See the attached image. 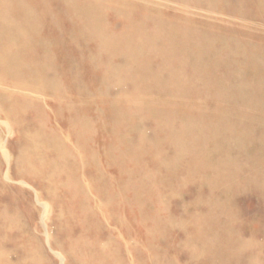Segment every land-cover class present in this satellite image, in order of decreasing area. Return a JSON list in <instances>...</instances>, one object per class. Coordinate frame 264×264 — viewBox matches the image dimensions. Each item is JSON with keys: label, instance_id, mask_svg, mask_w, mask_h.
<instances>
[{"label": "bare ground", "instance_id": "bare-ground-1", "mask_svg": "<svg viewBox=\"0 0 264 264\" xmlns=\"http://www.w3.org/2000/svg\"><path fill=\"white\" fill-rule=\"evenodd\" d=\"M35 1L36 0H0V125L3 127V129H6L10 134H12V142H13L12 147H14L13 152L9 149H6L5 144L3 143L4 141L0 139V264H49L48 262L49 260L46 255L47 251L46 249H44L45 246L42 245L41 243L42 241L39 238L42 237L39 235L40 233L45 234L44 241L46 247L55 257L59 259L58 261H60V264H63L62 256L58 252L53 251L47 233L45 232L49 224L53 225V227L56 228L59 233H61L60 236L64 238L61 240L54 238L53 247H56V249L62 248V250L65 252V254L69 259V264H108V262L110 261L109 257L110 258L113 257L115 259L112 260L111 264H138V262L141 263L144 261L145 262L147 261V263L150 264H155L153 252L147 246H143L138 242L137 235L129 236V237H136L135 256L134 253L133 255L131 254L130 247L126 242V238L124 237V233L126 232V224H127L125 213L127 212V210L128 212L132 213L130 217V221L134 225L138 226L139 223H142L141 216L137 211L139 202H137L135 195H139V193L145 189V184L144 183L141 184V182L143 181L142 179H144L142 176H144L145 174L144 175L141 174L139 180L137 179L139 175L133 177L132 173L128 174V176L134 178L132 179L134 181L132 185L134 186H129L131 188H134L132 190L134 196L132 197L128 196L127 186L125 184V181L123 180L126 176L125 172L121 166L117 165V163H116L118 167L117 170L119 169V171L117 172L115 181H113L110 178L108 170L111 159L114 158L115 160L118 159L122 160L120 158L124 153L123 151H125L126 147L129 146V144H126L124 141L116 142V140L113 144H111L112 134H111L110 126H114L117 122L110 123V120L109 123L106 122V120L104 122L103 114L101 112H97L98 111L97 107H101V110L105 111L106 115H108L110 118L116 117L119 118V120L128 115L131 116L134 114L137 115L146 111L148 114L150 113L152 115L161 114L164 117L168 118L169 121L171 122L173 121L174 123H177V125L175 126H172L170 125V123L169 124L167 123L165 124L166 126L164 125L162 128L164 129V131L168 132V135L172 141L171 147L173 146L174 148L175 154L173 160L175 164L182 163V161H184V158L188 156L187 154L189 155L193 154L192 159H194L193 156H195V159L192 166H195L197 170L198 168H200L203 169L204 171L205 170L212 171L211 173H213L214 177L217 179V180L215 179L216 182H214V184L217 183L218 188L219 187L223 188L224 193L226 194H228V192L232 193L238 189V181H237L238 173L240 169L243 168V166L242 167L239 166L240 162L238 163L235 159H232L235 156L234 157L231 156L233 152L230 153L228 151L230 149L221 150L220 156L218 157V159L215 158L216 159L215 161L211 160L206 155L207 154L206 150L208 148V147L206 148L207 143H210L211 141H215L217 139L219 142L220 134L221 133L224 134L223 131L227 130L225 129V127L227 126L226 122L228 121L226 120H228V118L226 116L227 119L225 120L226 122H224V118H223L224 115L223 117L221 116L222 109H219V106L221 104L219 106L213 105L212 106L214 107L213 110L209 113L208 112L206 113L203 111V109H205L206 107L202 108L203 107L201 105L202 103L201 104L198 103L200 100H198V102L195 101L197 103H190L191 101L189 102L188 99L190 92L188 89L191 88L186 87L187 78H185L182 73H184L187 69L191 70L193 67H195L192 70L194 71L197 70L199 71L200 74H202L201 73L202 70H200L199 68V66H201L199 65L201 64L199 59L203 58V54L201 52L214 51L210 53L216 54L217 52L218 54V51L216 50L225 52L233 49H240L239 42L238 40L234 41L235 39L234 40L232 39V41L229 44H226V42L222 43V38H221L222 36H221L217 38V40H219L218 43L216 42L218 44L217 45L214 42L216 41V39L210 33L206 32L205 31L206 29H204V31H202L203 28L201 29V31L197 30L198 27L197 29H195L196 24L192 20L191 16L182 15L181 17V14L179 12L174 11L169 17H166L162 13V11L164 10H161L159 6L153 8L140 6L137 4L138 0H61L65 5L63 6V10H61V12L58 14L54 13L49 9L51 0H37V2ZM142 1L157 2L158 4H169L174 2V4L176 3V5L179 4L180 6L181 4L185 6V4L188 3V5L192 4V6L196 5L197 8L195 7L196 8L195 10L199 9V11L204 10L206 13H216L215 8H212L211 6H210L211 8H206L205 5L202 4V2L200 3V1L203 0H142ZM209 4L211 3L209 2ZM135 12L140 13V17L136 21L130 20L129 16ZM122 16L124 17L128 16L129 18L126 19V28L123 31L116 33L114 27L115 25L113 26L111 24L112 20L110 19H118L119 17ZM229 16L228 18H230ZM60 19H66V21H68L70 25L69 32L67 31L64 35H61L62 25L59 24ZM248 19L249 18L247 16V22ZM194 20H196V18H194ZM69 25H67L66 27H68ZM146 25L152 26L149 32L145 31L144 29ZM47 30H49L48 34H51V36H48ZM83 38L92 39L95 43L92 50L97 53L96 55L97 59L91 56H89L88 58V61H90L92 65H95L100 60V59L98 60L100 54H104L103 57L108 59L115 57L114 55L109 53H119V52L128 53V54H132V53L145 54L151 52L157 53V55L161 57L160 59L161 61L159 62L158 68L159 70L165 72L164 76L163 77L161 76L163 79L162 78L159 79L153 74L152 70H154V72H157L158 70L156 71L155 70L156 68L151 69L152 67L150 68L149 66L150 62L149 61L146 62L144 57L142 56L143 59H140V62H138L139 60L136 59V57H133L132 60L130 59L127 60V63L131 65V67H129L130 71H127L125 68L122 69L118 68L119 70H116L113 67L111 68V63H109L110 66H107L105 63L101 64L100 69H101L102 78L101 81H99V84H97L95 87H91L87 84H84L78 70L79 60L82 59V55H83L82 53H84L83 50L82 49H81L82 51L75 50L73 53H60V49L67 48L69 46H73L74 48L78 49V47H81L82 44H85L80 40ZM257 38L259 39V37ZM250 49L252 50L254 48L250 47ZM192 50L194 52L200 51V53L199 52L190 53L189 56L193 59V61L191 62V64H189V67L186 65L189 62L185 61L184 58L179 61H176L178 57H180L183 54H186L182 52H189V51L192 52ZM230 52L232 53V51ZM179 53L181 54L178 55ZM261 54L264 55V53H259L258 51H256L255 53L253 52V50L247 54V56H249L248 60L249 62L252 63V66L257 68H261L263 66L264 61L260 59L262 57ZM150 56L152 55L150 54ZM219 56L223 57L225 56V53H220ZM123 57L125 58V56ZM235 57L237 56L235 55ZM187 58L189 59V57ZM231 58L232 57H230V59ZM226 59H224V61ZM216 62L217 61H215V63ZM218 63H221L222 65V62L218 61ZM233 63L234 61L232 62V64ZM185 65L187 66V68H185ZM190 65H192L193 67L191 68ZM213 65L215 64L212 63V65H210L211 67H213L212 71L215 68ZM224 65L226 64L224 63ZM232 66H234V64ZM206 68L209 69L208 66ZM219 68H221V66H219ZM215 71L217 70H214V73ZM237 71H239V69ZM228 72L229 73L227 74H230V71ZM247 72L248 71H246V73ZM261 72L262 71L259 69L255 70V73L258 77L256 79L255 77L256 75L253 73L252 79L254 80L256 79V80L255 82L251 80L252 84L255 83L256 85L259 86L264 84V73ZM186 73L187 72H185V74ZM237 74H239V72ZM130 75L134 77H130ZM196 75H198V73ZM206 75L207 74H205V76ZM197 77H199V75ZM228 77L229 76H227V79ZM201 78L199 83H201L202 81V85L205 84V82H207L206 81L207 79H210V77L206 78L205 82L203 83V80H201ZM160 80L169 82V84L165 86L163 85L164 81L161 83ZM123 83H127L130 86L128 90L126 91L121 90ZM105 84L108 87H106ZM110 85L117 87L116 92L112 94L111 98H107L104 100L102 98L100 99L94 97L91 98V95L94 94L95 92H99V94L97 95L107 96L108 93L107 89L110 87ZM155 85L157 86L156 88H158L159 91L163 92L164 94H169L172 100L163 101V100H158V98L155 99L154 97ZM243 88H244L243 83L238 81L235 82V84L232 85L231 87L233 92L231 93L230 96H234L235 94L241 95ZM221 89L224 90V88ZM245 89L244 91L246 90L248 91V89L246 90ZM226 90L229 91L228 89ZM250 90L248 92H250ZM247 91L245 92V95L246 93L248 94ZM257 91L258 90H256V92ZM212 92L214 93V91ZM257 94L260 93L257 92ZM161 96L163 95L161 94ZM223 97L226 98L228 96H222V98ZM251 97L252 96H250V99L251 101H253ZM236 99H233L232 101ZM210 100L212 99L210 98ZM222 101L223 100H220L221 103ZM224 101L223 103L228 102L229 104V101H231V99L229 101L226 100V102ZM251 101L249 102L251 103ZM231 103L232 102H230V104ZM241 104H242V100L239 105ZM232 106L233 105H231V107ZM237 106L238 105H236V107ZM254 107L257 108L256 106ZM228 111L226 109L227 114L229 113ZM233 112L234 110L232 111V114ZM223 113L225 112L223 111ZM238 115L242 116V114L239 112ZM245 118H247V116ZM257 123L260 122L257 121ZM240 126L241 125H239V128ZM159 127H162V125L159 124ZM249 127L246 129L247 131ZM256 128L253 127V131L254 129L256 130ZM117 131L119 132L120 135H122L124 131V126L120 124L117 127ZM240 131H241V135H243L242 130ZM252 132H250V134ZM260 133H262V130L260 131ZM120 135H117V137ZM206 135H208L207 141H206ZM223 138L224 137L222 135L221 140H226ZM256 141L257 140L251 143H254ZM257 143L256 145L258 146ZM217 144L219 146V143ZM212 146L211 148H213ZM223 146H225V144ZM238 146L239 148H241L240 145ZM166 147L168 148V146ZM226 148L227 147H225V149ZM218 149H220V147ZM218 149L215 150L218 151ZM240 150H238L239 153ZM211 152L213 154L214 151H212L211 149ZM241 154H242L241 157H243L244 154L243 153ZM246 154L248 155L250 153H246ZM167 178L168 176L166 177V179ZM140 180L142 181L140 182ZM26 181L34 183L37 187H39L49 202L45 203L40 201L39 196L32 189L33 187L32 188L29 187L28 186L29 184L27 185ZM135 182L137 184H135ZM192 183L190 185H192ZM156 184H158V182ZM206 184L208 185V183ZM167 187L170 188V186ZM252 187H254V185H252ZM263 187L264 186H262L261 189ZM246 189L248 188L246 187ZM196 191L199 190H195V192ZM211 192H213V190ZM163 198L164 197H162V199ZM159 206L161 205L159 204ZM164 211H167V209ZM238 211L240 210L238 209ZM210 215L213 214L210 213ZM47 216L51 218L50 220L51 223H47V224L45 223ZM225 220L227 219L225 218ZM195 221H192V223ZM209 221L211 220L209 219ZM206 222L208 223L207 220ZM168 223L170 224L171 222ZM211 224H213V222L210 223V225ZM189 225L187 226L189 227ZM191 229H193V225ZM194 229H196V227ZM216 231H220V230H216ZM202 232L207 234L205 231ZM201 234L204 235L203 233ZM223 239L224 238H222L221 240ZM225 240L224 242L226 243ZM173 242H175V240ZM240 246H241L240 248H242L243 245L241 244ZM191 247L192 246L190 244V248ZM180 248L182 247L180 246ZM171 249L169 250L170 252ZM242 252L243 250L240 251V253ZM245 252L247 255V251ZM137 253L139 255H137ZM213 253H214V249H213ZM213 253L210 252V254ZM187 256L189 255L186 254V258ZM253 256H255V254ZM239 257L241 258V256ZM249 260L250 259H248V261ZM186 261H188V259ZM168 262L170 261L168 260Z\"/></svg>", "mask_w": 264, "mask_h": 264}, {"label": "rangeland", "instance_id": "rangeland-1", "mask_svg": "<svg viewBox=\"0 0 264 264\" xmlns=\"http://www.w3.org/2000/svg\"><path fill=\"white\" fill-rule=\"evenodd\" d=\"M254 1L255 0H244V1L243 0H211V1L210 0L209 1L208 0H203V1H200V3L202 2V4H204L206 8H211V7L215 8L216 9V13H206L204 10H202L204 12L199 11V9L195 10L197 8L196 5L192 6V4H189L190 5L189 6L188 3L185 4V6H183L182 4L180 6L179 4H177V5H176V3L174 4V2L169 3V4H158L157 2H149V1H142V0L141 1H139V0L137 1L138 5L146 6L148 8L149 7L153 8V7L159 6V8L161 10H164V11H162V13L166 17H169L174 11L179 12L181 14V17H182V15L183 16H185V15L191 16L192 20L196 24L195 25V29H197V27H198L197 30H199V31H201L202 28H203L202 31H204V29H206L205 31L210 33L216 39V41H214L215 39L213 40L215 43L216 42L218 43L219 40H217V38L221 37V36H222L221 37L222 38V43L226 42V44H229L232 41V39L233 40L235 39L234 41L238 40L239 45H240V49H233V50H229V51H225V52L224 51H220V50H216V51H218V54L215 51L216 52V54L214 53L215 55L210 53V52H214V51H210V52L209 51H203V52H201L203 54V58L199 59V61L201 63V64H199V65H201V66H199V68H200V70H202V72L201 71L200 72L203 75L200 74L199 71H197V70L196 71L192 70L193 68H195L192 65H190L191 68L193 67L192 69L190 68L191 70L187 69L185 71L187 73L185 74V72H184L182 74H183V76L185 78H187L186 79V87L187 88H189V87L191 88V89H188L189 92H190V94L188 96L189 102L191 101L190 103H197L198 100H200L198 103L199 104L202 103L201 104L203 106L202 108L206 107L205 109H203V111L206 112V113L207 112L209 113V112H211L213 110V108H214V107H212L213 105H218L219 106L221 104L224 107V105L226 104L225 107H224L225 109L221 105H220L221 108L219 106V109H222V113H221L222 115L221 116L223 117V115H224V117H223L224 118V122L228 121V122H226L227 126L225 127V129H227V130L223 131L224 134L223 133L220 134L219 142H218V139H217L215 141H211L210 143H207L206 148L207 147L208 148L206 150V152H207L206 155L211 160L215 161L220 156V151L221 150L230 149L231 151L230 150H228V151L230 153H232V152L234 153V154L232 153L233 155L231 154V156L232 157L235 156L232 159H235L238 163L240 162L239 166H241V167L243 166V168L240 169V171L238 173V180H237L238 181V189L236 191L232 192V193L228 192V194H226V193H224L223 188H220V187L218 188L217 183L214 184V182H216L217 179L214 177L213 173H211L212 171H210V170H205L204 171L203 169H200V168H198V170H197L195 168V166H192L193 163H194V159H195V156H193L194 159H192V155L193 154L192 155L187 154L188 156H186L184 158V161H182L183 164L182 163L175 164V162L173 160L174 154H175L174 153V148H173V146L171 147L172 141H171V139H170V137L168 135V132L164 131V129H162V128L167 123L168 124L170 123V125H172V126L177 125V123H174L173 121L172 122L169 121L168 118L164 117L161 114L160 115H157V114L156 115H152L150 113L148 114L146 111L141 113V114H137V115L134 114L135 116L134 115H132V116L128 115V116H126V117H124V118L119 120V118H116V117L110 118L108 115H106L105 111L101 110V107H97V109H98L97 112H101L103 114L104 122H105V120L108 123H109V120H110V123H112V122L116 123L117 122L114 126H110L111 127V134H112V136H111V144H113L115 142V140H116V142L124 141L126 144H129V146L126 147L125 151H123L124 153L122 154V156L120 158L122 160H119V159L115 160L114 158L111 159V161L109 163V170H108L110 178L113 181H115V178L117 176V172L119 171V169L117 170V168H118L117 165L121 166L123 168L124 172H125V175L127 176V177L125 176V178L123 180L125 181V184L127 186L128 196L132 197V196H134L133 193H132L133 192L132 190L134 188H131L129 186H134V185H132V183H134V181L132 180V179H134L133 177H135L136 175L137 176L139 175L138 178H137L139 180L140 179V175L141 174L142 175L145 174L144 175L145 177L142 176L144 179L141 178L143 181L140 180V182L142 181L141 184H143V183L145 184V189L142 190V192H140L139 195H135V197L137 199V202H139V206H138L137 211L139 212V214L141 216L142 223H139L138 226L134 225L130 221V217H131L132 213L128 212V210L125 213V217L127 219V224H126V232L124 233V237L126 238V242L128 243V245L130 247L131 254L133 255V253H134V256H135V248H136V245H135V238L136 237H129L130 235H137L138 236V242L141 245H143V246H147L153 252L154 259H155V264H183V263L187 264L188 262H189L188 264H198V263L199 264H203V263L204 264H207V263L208 264H233V263H235V264H241V263L242 264H263V262H264V239H263V237H264V229H262V228H264V191H263L264 187L261 189V187L264 186V135H263V132H264V104H263L264 103V90H263L264 89V84L259 86V85H256L255 83H254L255 85L251 83L252 81L255 82V80L258 77L256 75V73H255L256 69H259V70H261L264 73V68H263L264 67V62H263V66L261 68L254 67V66H252V63L249 62V60H248L249 56H247V54L250 51H252V50L255 53H256V51H258L259 53H264V22H263L264 21V17H263L264 16V0H256L255 1L256 3ZM35 2H37V0ZM209 2L211 4H209ZM250 3H251V5H250ZM239 4H241V5H239ZM64 5L65 4H63V2L61 0H51V3L49 5V9L51 11H53L54 13L58 14V13L61 12V10H63V6ZM252 6H253V8H252ZM236 8H238V9H236ZM247 9H248V11H247ZM252 12H253V14H252ZM207 14L208 15L211 14V15L208 16ZM229 14H230V16H229ZM228 16L230 18H228ZM247 16H248L249 19H252V20L248 19V22H247ZM252 16H255V17H252ZM139 17H140V13H136V12L129 16L130 20H133V21H136ZM129 18H128V16H126V17L122 16V17H119L118 19H110V20H112L111 24L113 26L115 25L114 27H115L116 33H119V32L123 31L126 28V19H129ZM194 18H196V20H194ZM207 19H209V20H207ZM59 21H60L59 24L62 25V34L61 35H64L67 31L69 32V29H70L69 22L66 21V19H60ZM261 21L263 22V24H262ZM207 22H209V23H207ZM220 24H221V26H220ZM67 25H69V26L66 27ZM254 25H256V26H254ZM148 26L149 25H146L144 27V29H145V31L149 32L151 30L152 26H149V27ZM243 31H245V32H243ZM48 33H49V30H47V34ZM260 34H261V36H260ZM255 35H258V36H255ZM48 36H51V34H48ZM257 37H259V39ZM84 39L85 38L80 39L81 42H83L85 44H82V46L80 45L81 47H78V49L74 48L73 46H69L67 48L60 49V53H73L75 50H78V51H82L83 50L84 53H82L83 54L82 55V59H84V60H82V59L79 60L78 70H79L80 77H81V79H82L84 84H87V85H89L91 87H95L97 84H99V81H101V78H102L101 77L100 65L104 64V63L107 66H110L109 63H111V68L113 67L116 70L125 68L127 71H130L129 67H131V65L129 63H127V60L128 59L132 60L133 57H136V59L139 60L138 62H140V59H143V57H144L146 62H148V61L150 62L149 66H150V68L152 67L151 69L156 68L155 70L156 71L158 70L157 71L158 73L154 72V70H152L153 74L157 78L160 79V78H162L164 76L165 72L159 70V68H158L159 62L161 61L160 60L161 57L159 55H157V53H152V52L151 53H145L147 56L144 53H142V54L141 53L128 54V53H121V52H119V53H109V54L114 55L115 57L108 58V59L103 57L104 54H100L99 58H98V60L99 59L100 60L95 65H92L90 63V61H88V58H89V56H91V57H95L97 59V57H96L97 53L92 50L95 43H94V41L92 39H85V40ZM250 47H252V48H254L256 50H254V49L251 50ZM230 51H232V53ZM193 52H194L193 50H192V52L191 51L182 52V53H186V54L189 53V54L181 55L182 57L181 56L178 57L176 59V61H179V60L184 58L185 61L189 62V63L186 64L189 67V64H191V62L193 61V59L189 55H190V53H193ZM198 52L200 53V51H195L194 53H198ZM220 53H225V56H223V57L219 56ZM150 54L152 56H150ZM180 54L181 53H179L178 55H180ZM184 55L189 57L190 61ZM206 55H208V56H206ZM235 55L237 57H235ZM123 56H125V58ZM228 56H229V58H228ZM261 56L262 57L260 59H262L264 61V55L261 54ZM154 57H155V59H154ZM230 57H232V58L230 59ZM153 59H154V61H153ZM213 59H214V62H213ZM224 59H226V60L224 61ZM215 61H217V62L215 63ZM218 61L222 62V65H221V63H218ZM233 61H234V63H233L234 66L236 65L235 68H234V66H232L233 65L232 64ZM212 63L215 64V65H213L215 68L217 67L216 69L214 68V70H217V71H215V73H214V70L212 71L213 67L210 66V65H212ZM224 63L228 67L226 65H224ZM217 64H220V65H217ZM121 65H123V66H121ZM186 65H185V68H187ZM206 65L208 66L209 69L206 68L207 67ZM219 66H221V68H219ZM90 67H91V69H90ZM210 67H211V70H210ZM203 68H204V70L206 69L207 71L206 70L204 71ZM231 68H233V69H231ZM237 68L239 69V71H237L238 70ZM227 70L230 71V74H227V73H229ZM234 70H235V73H234ZM203 71L205 72V74H207L206 76H205ZM246 71H248L247 72L248 74H250L251 72L252 73L250 75H248L246 73ZM231 72H233V73H231ZM238 72H239V74H237ZM197 73H198L199 77H197L198 76V75H196ZM253 73L256 75V76L254 75L256 77L255 80L252 79L253 78ZM243 74H244V76H243ZM235 75H236V77H235ZM227 76H229L228 79H227ZM130 77H134V76L130 75ZM209 77H210V79L206 80V78H209ZM222 77H224V78H222ZM243 77H244V79H243ZM200 78H201V80H203V83L205 82V80L207 81V82H205L206 85L205 84L202 85V81H201V83H199L200 82ZM229 78L232 79V80H230ZM212 79L215 80V81H213ZM163 81L160 80L161 83ZM225 81H226V83H225ZM237 81L243 83V85H244L242 93H241V95L235 94L234 96H230L231 93L233 92L231 87ZM163 83H164L163 85H165V86H167L169 84V82H166V81H164ZM207 83H208V86H207ZM214 83H216L217 85L214 84ZM228 83L231 84V87H230V84H228ZM105 85H104V87H105ZM220 85H221V87H220ZM258 86H259V88H258ZM106 87H108V86L106 85ZM129 87L130 86L127 83H123L122 87H121V90L126 91V90H128ZM156 87L157 86L155 85V92H154L155 99L158 98V100H163V101L172 100V98L169 96V94H164L163 92L159 91V89L156 88ZM225 87L229 91H227L225 89ZM260 87L263 88V89H261ZM221 88H224V90H222ZM245 88L246 89L249 88L248 91L251 89L250 92H248ZM116 89H117L116 86H111L110 85V87L107 89L108 90L107 96H105V95L100 96V95H97V94H99V92H95L94 94H92L93 96L91 95V98H93V97L94 98H98V99L102 98L103 100L107 99V98H111L112 94H114L116 92ZM203 89H205V90H203ZM244 89L248 92V94L246 93V95H245L246 91H244ZM255 89L258 90L257 92L260 93L261 95L257 94ZM211 90L214 91V93ZM221 90H222V92H221ZM217 92H219V93H217ZM204 93H206V94H204ZM161 94L163 96H161ZM202 94H204L205 96L202 95ZM242 94H244V95H242ZM195 95H197V96H195ZM222 96H228V97H226L227 98L226 99L225 97L222 98ZM250 96H252L251 98H252L253 101H251ZM210 98L212 100H210ZM232 98L233 99L237 98V99L232 101L233 100ZM256 98L259 99L260 101L257 100ZM204 99L207 100V101H205ZM218 99L223 100V101L225 99L224 102H226V100L229 101L230 99H231V101H229V104H228V102L227 103H223V101L221 103L220 100H218ZM240 99L242 100V104H241L242 106L239 105L241 103ZM248 100L251 101V103ZM254 100H256V101H254ZM195 101H197V102H195ZM239 101H240V103H239ZM230 102H232V103L230 104ZM251 104H253V105H251ZM231 105H233V106L231 107ZM236 105H238L239 108H238V106L236 107ZM226 106H227V108H226ZM254 106H256L257 108H255ZM226 109H227V111L229 110L228 111L229 115L227 114ZM99 110H101V111H99ZM231 110L232 111L234 110L235 113L233 112V114H232ZM238 110H241V111H238ZM223 111L225 113H223ZM238 112L241 113L242 116H239ZM251 113H253V114H251ZM243 115H245V116H243ZM226 116H227L228 120H226L227 119ZM246 116H247V118H245ZM262 116H263V118H262ZM142 117H143V119H142ZM105 118H107V119H105ZM138 119H139V121H138ZM239 120H241V121H239ZM257 121L260 122V123H257ZM246 122H247V125H246ZM229 123H230V126H229ZM120 124L122 126H124V131H123L122 135H120L119 132L117 131V127ZM159 124L162 125V127H159ZM251 124H252V126H251ZM136 125H137V127H136ZM239 125H241L240 128H239ZM156 126H157V128H156ZM248 127H249V129L247 131L246 129ZM253 127L254 128L257 127L256 130L254 129V131H253ZM135 129H136V131H135ZM240 130H242L243 135H241V131ZM261 130H262V133H260ZM226 131H227V133H226ZM228 131L231 134H229ZM249 131L250 132L253 131V132L250 134ZM117 135H120V136L117 137ZM222 135L224 137L223 139H226V140H221V136ZM259 135H261V136H259ZM262 135H263V137H262ZM207 137H208V135H206V141H207ZM225 137H227V138H225ZM159 138H160V140H159ZM0 139L2 141H4L3 143L5 144L6 149H9V150H11L13 152V148L14 147H12V143H13L12 142V134H10L6 129H3V127L1 125H0ZM152 139L155 140V141H153ZM230 139H231L232 142L230 141ZM250 139H252V140H250ZM236 140L238 141V143H237ZM239 140H240V142H239ZM255 140H257V141L254 142V143H251V142H253ZM145 141H146V143H145ZM147 141H149L150 144ZM224 141H225V143H224ZM152 142H154V143H152ZM139 143H140V145H139ZM155 143H157V144H155ZM213 143H214V145H213ZM217 143H219V146H218ZM242 143L243 144L246 143V144L243 145ZM256 143L258 144L259 147L256 145ZM147 144H149L150 146L147 145ZM166 144H168V145H166ZM224 144H225V146H223ZM238 145H240L241 148H239ZM166 146H168V148ZM211 146L213 148H211ZM217 146H218V148L220 147V149H218ZM165 147H166V150H165ZM225 147H227V148L225 149ZM242 147H244V148H242ZM246 147H247V149H246ZM256 147H258V148H256ZM236 148L238 150L241 149L240 153H239V151ZM211 149H212V151H214L213 154L211 152ZM215 149L216 150L218 149V151H216ZM215 151L218 152V153H216ZM244 151H246V152H244ZM255 151H256V153H255ZM241 153L244 154L243 155L244 158L241 157L242 156ZM246 153H250V154L247 155ZM168 154H169V156H168ZM194 155H195V153H194ZM245 156L247 157V159H246ZM255 159H256V161H255ZM248 160H249V162H248ZM242 161H243V163H242ZM116 163H117V165H116ZM167 163H169V164H167ZM135 164H137V165H135ZM159 165L160 166L162 165V166L160 167ZM184 169H185V171H184ZM141 171H142V173H141ZM207 171H209V172H207ZM175 172H176V174H175ZM129 173H132L133 177L128 176ZM156 174H158V175H156ZM240 174H241V176H240ZM164 175H166V176H164ZM195 175H198V176H195ZM167 176H168V178L166 179ZM202 178H204V179H202ZM253 180H255V181H253ZM204 181H205V183H204ZM157 182H158V184H156ZM26 183H27V185L29 184L28 185L29 187H31V188L33 187L32 189L37 193V195L39 196L40 201L45 202V203L49 202L48 199L46 198V196H44L43 192L41 191V189L39 187H37L34 183H31L29 181L28 182L26 181ZM191 183H192V185H190ZM206 183H208V185ZM135 184H137V183L135 182ZM167 184H169V185H167ZM252 185H254V187H252ZM167 186H170L171 189L169 187H167ZM245 186L249 190L246 189ZM249 187H251V188H249ZM195 190H199V191L195 192ZM212 190H213V192H211ZM214 190H215V192H214ZM162 197H164L163 198L164 200L162 199ZM193 197H194V199H193ZM198 197H200V198H198ZM215 197H217V198H215ZM166 198H167V200H166ZM218 199H219V201H218ZM188 201H189V203H188ZM159 204L161 206H159ZM166 204L168 205V208H167ZM210 204H212V205H210ZM192 206H195V207H192ZM212 206H214V207H212ZM147 208H148V210H147ZM165 208L167 209V211H164V210H166ZM238 209L240 211H238ZM216 210H217V212H216ZM132 211H134V210H132ZM218 211H220V212H218ZM198 213H199V215H198ZM210 213L213 214V215H210ZM237 214L240 215L241 217L238 216ZM241 214H243V215H241ZM218 215H220V216H218ZM199 216H200L201 219L199 218ZM202 217H203V219H202ZM225 218L227 220H225ZM205 219L208 221V223L206 222ZM209 219L211 221H209ZM260 219H261V221H260ZM50 220H51V218L49 216H47L46 220H45V223L46 224L47 223H51ZM192 221H195V222L192 223ZM168 222H171V223L169 224ZM196 222H198V223H196ZM209 222L210 223L213 222V224L210 225ZM167 224H168V226H167ZM199 224H201V225H199ZM258 224H260V225H258ZM187 225H189V227ZM192 225H193V229L195 227H196V229H194V230L191 229ZM199 227H200V229H199ZM201 227L204 230H202ZM205 228H206V230H205ZM207 228H208V230H207ZM245 228H246V230H245ZM172 229H174V230H172ZM216 230H220L221 232L220 231H216ZM202 231H205L207 234H205ZM236 231H237L238 234L236 233ZM40 232H41V230H40ZM45 232L47 233V236L49 238V242H50V244L52 246L53 251L58 252L62 256L63 264H69V259H68L67 255L65 254V252L62 250V248L56 249V247H53L54 238H57L59 240L64 239L63 237L60 236L61 233H59L57 231V229L54 228L53 225H50V224L46 228ZM198 232H199V234H198ZM219 232L221 233V235H220ZM233 232H235L236 234L233 233ZM201 233H203L204 235H202ZM39 235L42 236V237H39V238L42 241L41 242L42 245L45 246V248H44V246H43V248L46 249V251H47L46 255H47V258L49 260L48 261L49 264H58V263L60 264V261H58L59 259L57 257H55L49 251V249L46 247L45 241H44L45 234L44 233L43 234L40 233ZM222 238H224V239L221 240ZM238 239H240L243 243L240 240H238ZM174 240H175V242H173ZM190 240L193 241V242H191ZM224 240L226 241V243L224 242ZM172 242H173V244H172ZM180 242H182V243H180ZM235 242H237L238 244L235 243ZM256 242L259 243V244H257ZM190 244L192 246L191 248H193V249L190 248ZM241 244L243 245L242 248H240ZM180 246L182 248H180ZM222 246H224V247H222ZM236 247L239 248V249H237ZM261 247H263V248H261ZM170 249H171V252L169 251ZM207 249L209 250V252H208ZM213 249H214V253L215 254L213 253ZM242 250H243V252L240 253V251H242ZM245 251H247V255H246ZM210 252L213 253V254H210ZM181 253H183V254H181ZM186 254L189 255V256H187V258H186ZM254 254H255V256H253ZM137 255H139V254L137 253ZM239 256H241V258ZM248 256H249V258H248ZM179 257H181V258H179ZM109 259H110V261L108 262V264H111L112 260H115L113 257L112 258L109 257ZM187 259H188V261H186ZM235 259H236V261H235ZM248 259H250V260L248 261ZM168 260L171 263L168 262ZM157 261H158V263H157ZM211 261H213V262H211ZM138 264H150V263H147V261L146 262L144 261V262H141V263L138 262Z\"/></svg>", "mask_w": 264, "mask_h": 264}]
</instances>
